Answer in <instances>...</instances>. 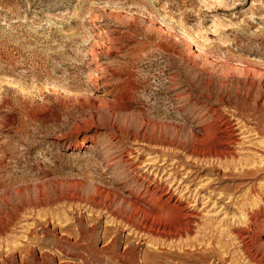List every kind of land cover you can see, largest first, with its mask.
I'll return each instance as SVG.
<instances>
[{"label": "rangeland", "instance_id": "rangeland-1", "mask_svg": "<svg viewBox=\"0 0 264 264\" xmlns=\"http://www.w3.org/2000/svg\"><path fill=\"white\" fill-rule=\"evenodd\" d=\"M144 121L175 147L133 142ZM224 126L236 135L222 161L190 157L198 129ZM261 160L264 0H0V253L13 264L29 246L41 264H250L236 233L242 213L264 228ZM132 168L188 204L189 235L124 223Z\"/></svg>", "mask_w": 264, "mask_h": 264}, {"label": "bare ground", "instance_id": "bare-ground-1", "mask_svg": "<svg viewBox=\"0 0 264 264\" xmlns=\"http://www.w3.org/2000/svg\"><path fill=\"white\" fill-rule=\"evenodd\" d=\"M163 130L158 124L144 121L137 130V134L133 133L131 139L133 142L137 141L141 144V147H146V149L152 146H161L167 149L173 143L171 140L166 139L167 137L165 138ZM234 135L236 134L233 127L224 126L217 131H213L211 128L198 129L194 133L195 143L198 145L204 144L205 146L192 149L190 157L199 160L222 161L229 154V147L234 143ZM131 156L132 152H127L121 158L122 162L129 165ZM260 164L264 166V160H261ZM130 173L133 174L131 177L133 181H140L137 188L139 193L138 195L133 192L128 194L126 202L131 216L126 218L124 223L134 227L136 224L135 219L142 220V224L136 229L158 241L172 243L189 235L194 216L190 212L188 204L184 205L178 198H174V193L166 186L154 183L146 176L138 175L139 177H137L136 168H132ZM143 181L149 182L144 183ZM247 215L246 217L243 213L240 215V218H243L245 222L243 223L244 228L237 230L236 239L239 240L241 251L250 264H264V228L258 230L252 216ZM35 251L36 249L33 246H29L23 249L19 248L16 252L24 255L21 258L24 264H41L36 260ZM1 254L0 264H13L12 260L16 258L15 252L6 256Z\"/></svg>", "mask_w": 264, "mask_h": 264}]
</instances>
